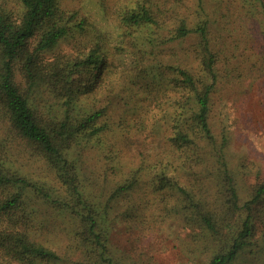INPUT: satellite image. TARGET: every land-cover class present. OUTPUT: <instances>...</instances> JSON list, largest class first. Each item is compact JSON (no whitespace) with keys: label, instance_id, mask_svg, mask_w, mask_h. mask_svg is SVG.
Here are the masks:
<instances>
[{"label":"rangeland","instance_id":"1","mask_svg":"<svg viewBox=\"0 0 264 264\" xmlns=\"http://www.w3.org/2000/svg\"><path fill=\"white\" fill-rule=\"evenodd\" d=\"M133 1H62L65 10L78 12L92 22L94 31L85 42L63 43L56 53L85 57L102 41L113 53L109 75L96 94L84 101L85 108L106 111L101 123L110 128L90 146L75 149L81 182L88 201L103 210L108 207L112 224L109 250L117 264H210L217 254L229 249L241 230L245 211L234 215L226 212L227 197L217 178L218 158L209 144H204L206 149L201 153L205 156L200 157L196 151L181 155L172 146L173 103L179 95L175 88L156 90L157 82L144 70L159 67L164 77L172 78L169 66L196 68L200 39L191 33L154 48L151 58H138L142 45L118 32L119 16ZM153 1L173 11L167 19L174 25L181 20L190 28L208 25L219 76L211 99L210 125L217 146L226 142L225 158L244 208L256 186L264 182V7L255 0ZM6 4L14 13L21 9L20 0H6ZM127 51L133 53V59L120 55ZM135 65L138 68L134 70ZM17 82L26 88L20 72ZM37 100L41 103L39 112L47 118L58 109L57 101L48 95H38ZM0 149L5 166L12 165L13 170L33 180L54 183L52 170L37 159L34 147L1 118ZM163 175L176 179L201 202L203 211L214 214L217 233L189 213L186 206L190 204L183 194L171 189L155 191L154 185ZM135 178L139 182L134 190H122ZM4 198L0 190V200ZM31 201L24 212L27 216L30 213V218L15 225L16 230L63 256L68 264L83 262L85 249H79L74 238L76 221L59 216L35 197ZM251 215L250 244L232 264H264V203L253 206ZM4 225L11 223L5 221Z\"/></svg>","mask_w":264,"mask_h":264},{"label":"trees","instance_id":"2","mask_svg":"<svg viewBox=\"0 0 264 264\" xmlns=\"http://www.w3.org/2000/svg\"><path fill=\"white\" fill-rule=\"evenodd\" d=\"M62 1L20 0L21 9L14 13L7 8L6 0H0V118L18 137L34 147L37 159L49 166L55 177L54 183L48 179L33 180L19 170H13L8 161L5 166L0 157V190L5 197L0 200V264L69 263L63 256L16 230L15 225L30 218L31 214L27 216L24 212L30 208L34 197L41 204L52 207L59 216L76 221L74 238L79 249H85L84 261L78 264H117L109 250L110 212L108 207L103 210L87 200L78 160L74 156L75 149L90 146L110 128L101 123L106 111L85 108L84 101L96 94L105 76L109 75L113 53L105 47L104 41L93 43L94 47L85 57L56 53L63 43L85 42L94 31L92 22L78 12L65 10ZM255 1L264 7V0ZM172 12L153 0H134L119 16L118 32L126 38L131 36L133 43H140L143 48H138V58L147 59L154 55V48L182 40L191 33L200 39L195 52L196 68L169 66L167 70H171L172 78L164 77L159 67L144 70L157 82L156 90L166 92L175 88V94L179 95L173 103L172 146L181 155L196 151L200 157L205 156L201 153L206 149H203L204 144H209L218 158L217 178L227 197L226 212L234 215L242 209L245 211L241 230L229 249L217 254L210 263L232 264L250 244L254 227L251 212L253 206L264 203V182L256 186L252 200L242 208L236 181L225 158L226 142L217 146L210 125L211 99L219 76L218 59L210 47L208 25L203 23L190 28L186 20L174 25L167 19ZM132 49L136 50V47ZM120 55L134 57L131 51ZM137 68L135 65L134 70ZM18 72L24 77L25 89L17 82ZM37 94L48 95L58 103V109L52 110L48 118L39 112L41 103ZM157 180L156 192L171 189L183 194L184 201L190 204L186 206L191 210L189 213L196 215L211 232L217 233L214 214L203 211L201 202H196L176 179L163 175ZM138 182L137 178L131 179L122 190H134ZM5 221H10L11 225H4Z\"/></svg>","mask_w":264,"mask_h":264}]
</instances>
